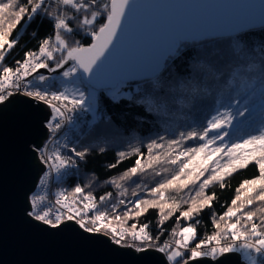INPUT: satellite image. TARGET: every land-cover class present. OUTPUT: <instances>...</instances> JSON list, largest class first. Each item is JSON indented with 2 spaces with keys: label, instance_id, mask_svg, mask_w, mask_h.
<instances>
[{
  "label": "snow or ice",
  "instance_id": "1",
  "mask_svg": "<svg viewBox=\"0 0 264 264\" xmlns=\"http://www.w3.org/2000/svg\"><path fill=\"white\" fill-rule=\"evenodd\" d=\"M135 7V0H0V107L34 102L41 106L34 111L47 112L41 121L48 130L44 142L26 146L41 166L33 185L36 191L24 197L26 216L51 229L78 228L103 235L116 246L139 253L157 251L166 264H199L204 258L216 261L229 254H237L240 264H264V112L256 134L224 143L230 135L226 129L234 127V121L244 124L255 114L253 89L264 75V42L254 48L240 34L264 29V11L259 16L251 12L231 16L213 27L177 23L134 44L131 14ZM44 22L49 32L43 36L31 32L35 49L24 51L13 66L5 64L20 44L19 29ZM133 83L134 91H122ZM209 98L215 114L202 131H181L167 140L157 135L146 145V162L139 147L129 145L130 151L115 153L109 168L136 157L120 175L121 181L162 164L176 166L170 177L153 187L137 185L146 197L133 190L135 200H119V205H125L122 213L117 205H112L111 213L99 210L93 194L79 184L70 192L58 191L54 202L49 200L53 173L63 180L97 150L106 153L107 145L136 124L158 123L168 131L175 120L187 116L185 109L194 111ZM78 112L91 114L85 133L89 143L80 142V137L72 140L65 131L66 127L79 130L73 115ZM190 140L200 143L185 147ZM250 164L258 174L235 189L226 211L212 221L215 231L197 239V228L190 221L216 199V193L207 189L213 184L224 188L228 177ZM111 183L122 188L116 179ZM185 190L179 198L168 195ZM120 194L124 196L126 189ZM150 209L158 213L157 235L148 231L149 223L128 226L129 220H138ZM177 212V225L181 219L188 223L173 227L172 240L161 242L163 225ZM219 264H232V260L220 259Z\"/></svg>",
  "mask_w": 264,
  "mask_h": 264
},
{
  "label": "water",
  "instance_id": "2",
  "mask_svg": "<svg viewBox=\"0 0 264 264\" xmlns=\"http://www.w3.org/2000/svg\"><path fill=\"white\" fill-rule=\"evenodd\" d=\"M135 4L131 14L134 44L177 23L213 27L231 16L246 12L259 16L264 11V0H135ZM39 107L34 102L0 107V264H166L154 250L139 253L116 246L103 235L83 233L74 225L75 231L51 229L26 216L25 194L34 190L41 174V166L26 146L42 143L48 133L41 123L47 112L34 111ZM220 259L240 264L237 254L216 261L204 258L199 264H219Z\"/></svg>",
  "mask_w": 264,
  "mask_h": 264
},
{
  "label": "trees",
  "instance_id": "3",
  "mask_svg": "<svg viewBox=\"0 0 264 264\" xmlns=\"http://www.w3.org/2000/svg\"><path fill=\"white\" fill-rule=\"evenodd\" d=\"M36 30L38 36H43L50 31L47 22H44L39 27L36 23H33L30 27L25 26V28L19 29L20 44L9 54L6 58L5 64L13 66L16 59H22L23 53L28 48L35 49L36 40L30 39L31 32ZM240 35L245 37L246 42L254 48H258L261 42H264V29L258 28L253 30H248L245 33ZM77 39H81L80 35L76 36ZM210 41V40H209ZM27 42V43H26ZM135 84L131 89L125 88L122 91H134ZM256 106L254 117L244 124H236V121L233 122L234 127L226 129L229 132V136L225 138L224 143H231L234 140L245 138L249 134H256L260 128V115L264 112V75H260L257 78L256 84L254 85ZM214 101L209 98L204 101L198 109L190 111L185 109L187 116L175 120L174 123L170 125V129L165 131L160 124H152L151 122L147 125L136 124L132 127L130 131H126L122 137H118L115 143L107 145V152L100 154L97 150L94 154L90 155L87 159V162L81 161L80 167L78 169H70L69 175L64 177V184L68 187L69 192L76 186L81 185L84 187L85 192H91L97 200L98 208L101 211H108L111 213L112 205H117L118 213H122L125 210V205H119L118 201L123 199L126 202L135 200L136 197L132 195L133 190L138 191L141 197H146V191H140L137 188V185H140L141 188L153 187L157 182L162 181L170 177V175L176 170V166L169 164H162L156 167V170L148 169L143 174H138L133 176L130 179L119 180L120 175L126 171L129 167L132 166L133 161L136 159L135 155L130 156L128 159L119 164L116 168H109L108 165L115 163V153L117 151H130L129 145L134 147H139L142 152H145L142 162L147 161L146 145L152 140L156 139L157 135L165 136V139H174L177 138L178 133L181 131H191L193 129L197 131H202L203 127L206 126L207 119H210L212 115L215 114L213 111ZM86 117L82 122L79 130H75V137H80V142L89 143V138L85 133L89 130V123L91 121L89 113H85ZM243 119V118H240ZM96 127V125H92ZM210 136L212 133L209 134ZM200 143L197 140H190L185 142V147H195ZM219 143V142H218ZM104 146V145H101ZM164 168H167L168 171H163ZM156 172H160V175H156ZM256 166L250 164L248 168L242 169L234 173L231 177H228L225 180V187L220 188L219 184H213L207 189V192L211 194L212 192L216 193V199L213 201L211 208H205L199 215H197L191 223L197 228L198 236L197 239L206 237L207 235L212 234L215 231L213 226V219H218L224 211H226L227 205L231 203L232 198L235 195V189L244 179H250L253 176L257 175ZM116 179L121 185L122 188H117L115 184H112L111 181ZM126 189V194L121 196V191ZM188 190H185L184 193L177 194L175 192H169L170 196H179L184 195ZM111 194L103 202L99 201V197L107 196ZM128 207H131V204H127ZM186 205L182 206L183 210ZM255 207V205H254ZM179 213L177 212L172 218L165 222L163 225L164 234L160 237V241L172 240L171 230L173 227H182L185 226L186 221L183 219L180 220L179 225L176 222V216ZM196 221H199L197 224ZM158 222V213L155 209H150L145 215L141 216L138 220H129L128 226L132 223H137L142 225L144 223H149L150 227L148 231L157 235L160 232V229L157 227ZM157 252V251H156Z\"/></svg>",
  "mask_w": 264,
  "mask_h": 264
},
{
  "label": "built area",
  "instance_id": "4",
  "mask_svg": "<svg viewBox=\"0 0 264 264\" xmlns=\"http://www.w3.org/2000/svg\"><path fill=\"white\" fill-rule=\"evenodd\" d=\"M49 76H52V75H49ZM73 115H74V119L76 120L77 124L81 126L82 122L84 121V119L86 117V114L78 112V113H75ZM75 130H76V128H74V127H71V128L70 127H66L65 128V131L68 133V135L71 137L72 140H74V137H75ZM47 132H48V130H47ZM47 135H48V133L46 134V137H47ZM44 140H43V142H44ZM63 180H64V178H63ZM63 180H57L56 179V174L53 173V177L50 180L49 186L47 188V195H48V198H49L50 201H53V202L55 201V194L58 191L64 190V191H68L69 192V189L64 184ZM33 191H36V189L34 188ZM208 258H210V257H208Z\"/></svg>",
  "mask_w": 264,
  "mask_h": 264
},
{
  "label": "rangeland",
  "instance_id": "5",
  "mask_svg": "<svg viewBox=\"0 0 264 264\" xmlns=\"http://www.w3.org/2000/svg\"><path fill=\"white\" fill-rule=\"evenodd\" d=\"M89 115H90V119H91V114L89 113ZM131 249V248H130ZM132 250H134V249H132ZM135 251V250H134Z\"/></svg>",
  "mask_w": 264,
  "mask_h": 264
}]
</instances>
